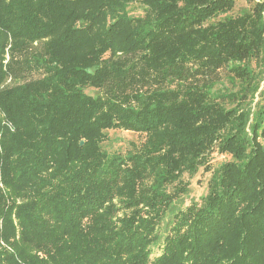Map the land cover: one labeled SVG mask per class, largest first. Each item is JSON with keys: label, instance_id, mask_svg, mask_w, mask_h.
<instances>
[{"label": "trees", "instance_id": "16d2710c", "mask_svg": "<svg viewBox=\"0 0 264 264\" xmlns=\"http://www.w3.org/2000/svg\"><path fill=\"white\" fill-rule=\"evenodd\" d=\"M239 1L0 0V264H264V0Z\"/></svg>", "mask_w": 264, "mask_h": 264}, {"label": "rangeland", "instance_id": "374dc122", "mask_svg": "<svg viewBox=\"0 0 264 264\" xmlns=\"http://www.w3.org/2000/svg\"><path fill=\"white\" fill-rule=\"evenodd\" d=\"M246 5L245 0H240L238 3V8ZM37 44V42H35ZM6 60H8V54L6 53ZM39 74H34L32 77H38ZM11 78L6 80L3 84H12ZM3 85V86H4ZM2 86V85H1ZM4 116V112L0 108V118ZM145 141V135L138 134L132 131L126 130H110L108 131V137L105 141V146L113 151L128 152L137 150L142 143ZM210 173H205L200 170L191 179V192L184 197L183 204H189L192 199H199L207 187V181L209 179Z\"/></svg>", "mask_w": 264, "mask_h": 264}, {"label": "water", "instance_id": "95a60500", "mask_svg": "<svg viewBox=\"0 0 264 264\" xmlns=\"http://www.w3.org/2000/svg\"><path fill=\"white\" fill-rule=\"evenodd\" d=\"M81 143H83V141H81Z\"/></svg>", "mask_w": 264, "mask_h": 264}]
</instances>
